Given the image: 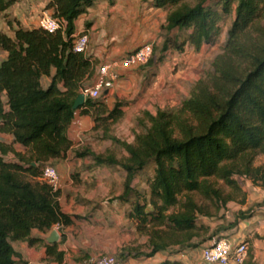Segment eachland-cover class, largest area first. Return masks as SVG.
I'll use <instances>...</instances> for the list:
<instances>
[{"label": "trees", "instance_id": "trees-1", "mask_svg": "<svg viewBox=\"0 0 264 264\" xmlns=\"http://www.w3.org/2000/svg\"><path fill=\"white\" fill-rule=\"evenodd\" d=\"M17 1L0 0V18ZM96 1L52 0L48 9L65 24L53 34L40 27L26 29L18 22L13 28L11 21L7 23L14 36L0 31V50L8 54L0 64V135L14 138L10 144L0 141V264H19L13 243L35 244L34 230L49 233L56 226L73 224V217L62 211L60 189L55 191L40 178L49 163L73 149L69 130L77 111L93 119L94 130L106 126L104 137L127 154L120 160L111 153L76 152L77 157H91L97 167H120L126 173L124 191L112 202L130 205L128 218L148 241L146 250L126 247L118 257L120 264L151 258L178 245L196 247L194 239L210 229L199 226L198 218L211 214L192 194H200L218 210L233 200L212 179L237 192L242 188L236 176L264 188V166L253 165L257 155L264 156V0H200L195 6L181 5L182 0H143L168 10L162 27L168 33L190 31L178 51L186 44L196 51L214 46L224 18L234 10L235 20L222 52L189 96L179 107L158 109L156 114L144 111L132 143L109 134L110 126L124 117L122 102L109 109L87 99L74 110L81 89L91 84L97 69L91 57L73 50L75 23ZM170 44L171 40L165 41L164 53ZM153 63L152 56L147 65ZM53 70L52 83L45 89L41 80ZM14 145L26 152H18ZM10 154L16 162L5 159ZM151 164L155 175L149 181V195H141L134 182ZM248 217L240 213L223 229L232 230ZM48 253L54 255V248ZM62 258L59 253L57 259Z\"/></svg>", "mask_w": 264, "mask_h": 264}, {"label": "crops", "instance_id": "crops-1", "mask_svg": "<svg viewBox=\"0 0 264 264\" xmlns=\"http://www.w3.org/2000/svg\"><path fill=\"white\" fill-rule=\"evenodd\" d=\"M51 1L52 0H18L17 3L6 12L5 16L11 13L13 14L14 20H10L13 28H16V22L26 29L38 28V23L42 18L41 15L45 13L53 15V11L48 9V5ZM167 15L168 10L155 7L153 1L98 0L86 13L82 14L77 19L75 23L76 32L74 34V39L81 34H87L89 36L90 46L87 56L97 62V76L100 66L118 62L129 53H132L143 44H146L142 39L137 40L134 29L149 25L157 29L155 34H151L153 37H150V39L157 38L160 33L159 29H161L166 23ZM4 18H0V31L10 36H14L12 27ZM136 43L142 44L132 51L121 47L123 44ZM124 50L127 52L126 55L120 53ZM0 54L2 57L0 60L1 64L7 58L8 54L2 50H0ZM180 56H184V53L180 54ZM135 70L123 72L119 69L121 72V78L116 83L114 89L111 90L110 94L124 97L128 94L127 92L131 90L130 87L134 88V92H137L138 87L135 80L138 78V74L134 72ZM54 75L55 70H53V72L51 71L50 76L42 78L41 83L45 89L50 87ZM95 78L91 84L94 82ZM157 79L158 81L148 89L144 100L141 99L135 103V113L137 115H139L140 111H149L156 114L158 109L166 108L159 98L162 96L161 92L163 90L162 86H160V84H162V77L160 76ZM188 95L189 92L184 93V96L187 97ZM148 100L152 103L148 102ZM155 105L157 106L156 109ZM128 110L129 107L123 108L124 113H127ZM77 121H81L82 123L90 121L92 129H94L95 126V123L90 116L82 115L81 111H77L75 120L69 130V137L72 141V134H76L78 131L80 133V131L83 130L82 127L80 129L74 127ZM13 139V136L10 135H0V141L8 144H10ZM14 146L18 152H26L25 147L21 145ZM71 151L72 150L68 152L65 158L52 161V163L57 165L56 168L60 176L61 196L59 200L62 211L73 217V224L69 227H59L61 230H58L57 232L60 238L59 241L54 244L50 243L48 240L50 234H52L58 226L49 233H42L34 230L33 234H31V238L36 240V242L33 245L29 242L13 243L16 252L20 256L16 259L19 264H84L85 261L89 260L92 256L96 257L97 254L99 255V253L95 254L98 250L116 252L118 247L120 249L126 247V244L122 243L120 233H118L116 227L112 228L110 231L106 225L108 224V221L112 222L111 220L115 219V215L111 214L113 213V210L117 209V213H122L126 222L130 224L129 229L132 234L139 235L136 231L135 224L128 218L130 205L122 202H112L113 199L122 195L124 191V183L122 191L113 197L105 198L106 200L104 199L101 207L94 208L79 204L81 199L92 200L93 197L81 196L82 193L74 187L75 182L72 180H66L65 178L64 169L66 168V165L64 166L62 161L66 163L69 160L67 158L71 154ZM80 159L83 160V158ZM96 167L97 166L94 164L91 169H99V167ZM76 183L80 184L79 181H76ZM90 184L91 185H87V188H99L102 187L105 182L101 183L98 181ZM251 187H253V185H251ZM241 188L244 190V193H247V187L243 188V186H241ZM249 192L247 193V198L244 203H234V205L237 206L235 210L238 212L234 218L231 217L230 214H227V216L224 217L225 219H219V217H222V214L219 217L199 216L198 225H204L210 229L206 236L202 235L200 238L194 239L193 244L197 245L196 247H181L178 245L167 251L160 252L154 257L129 259L124 264H160L166 260L180 261L183 264H209L204 261L202 251L205 247L212 245L221 238H228L234 245L248 242L250 246L248 252L249 255L244 264H264V188L259 187L257 190L252 189V191ZM87 204L91 205L89 201ZM240 213H246L249 217L241 220L236 228L232 230H224L223 228L232 223ZM76 216L80 218L77 219ZM78 227L80 228V232L75 231V228ZM219 229H221V231L218 232ZM213 234L215 236L212 240L205 241V239H208ZM110 235H115L116 240L113 241L110 238ZM147 241L144 242L143 245L137 246H144ZM50 247L54 248V255L48 253ZM143 250H146V247ZM59 253L63 254L61 260L57 259Z\"/></svg>", "mask_w": 264, "mask_h": 264}, {"label": "rangeland", "instance_id": "rangeland-1", "mask_svg": "<svg viewBox=\"0 0 264 264\" xmlns=\"http://www.w3.org/2000/svg\"><path fill=\"white\" fill-rule=\"evenodd\" d=\"M198 2H200V0H182L181 5L195 6ZM41 17H43V15H41ZM4 19H6L7 21H13V14L11 13L7 15ZM234 20L235 10L231 15L224 18L221 24L222 33L216 44L214 46H204L200 51H196L194 47L190 46L189 44H186L182 51L177 50L176 47L184 44L185 40L190 34V31L178 32L177 30H175L172 33H168L166 30L161 28L159 29L160 33L158 34L157 38L150 39V37H153L151 36V34L156 33V28L145 25L143 27L134 29V31L136 32L135 35L137 40L142 39V41H145L146 43H154V63L152 65L138 68L134 71L136 74H138V78H136L135 80L138 87L137 92H134V88L130 87L131 90L127 92L128 94L124 97H118L117 95L110 94L109 97L102 96L94 101L97 105H108L109 109H112L116 105V103L119 102H122L125 108L129 107V110L127 111V113H125V117H123L115 125L110 126L109 134L130 143L134 141V132L139 130L137 119L144 112L140 111L139 115H137L135 113V103L141 99L144 100L145 94L148 92V89L158 81L157 78H159L160 76L162 77V84H160V86H162L163 89L161 92L162 96L159 97L161 102L164 103L166 108L179 107L182 100L186 97L184 96V93L189 92L190 94V91L192 90L194 84L206 75V73L210 70L211 64L214 61L215 57L222 52L227 41L228 31L231 28ZM166 40H171V44L169 51L164 53L162 49ZM141 44L142 43L123 44L121 45V47L127 48V50L132 51ZM120 53L122 55L127 54L126 50L121 51ZM183 53L184 56H180V54ZM1 59L2 57L0 54V60ZM148 102L152 103L150 100H148ZM156 108L157 106L155 105V109ZM90 123V121L87 123L77 121L75 123V128L80 129L82 127L83 130L80 131V133L78 131L76 134H72L74 141L73 149L71 151V154L67 158L69 160L66 163L62 161V164H64V166L66 165V168L64 169L66 180H72L75 182L74 187L76 190L82 193L81 196L93 197L92 200L81 199L79 204L95 208L101 207L105 198L107 199L108 197H113L122 191L123 183L126 179V173L120 167H99V169H91L92 165H94L92 158L86 157L82 160L80 159V157L76 156V152L82 153L89 149L97 154H114L120 160L126 157V153L121 147L113 144L110 140L104 137L106 136V126H102L100 129L94 130L90 126ZM5 159L10 162L17 161L13 154L6 156ZM49 165L57 167V165L54 163H49L47 166ZM253 165L254 167L264 166V156L257 155L254 158ZM154 175L155 165L153 164H151L144 171L140 172L137 175L134 186L138 189L141 195H149V181L154 177ZM236 179L240 182V185L243 186V188L247 187V193L249 191H252V189L257 190V188H259L258 186L254 185V183L248 178H241L239 176H236ZM76 181H79L80 184H77ZM98 181L101 183L105 182V184H103L102 187L99 188H87V185H91L90 183H96ZM211 182L217 189L222 192L225 197H233V200L225 208H221L220 210H218L213 203H211L209 200H205L198 193L192 194L193 199L200 206L204 207L208 213L211 214L210 217H219L222 214V217H219V219H225L224 217L227 216V214H230V216L234 218V216L238 213L237 210H235L237 206L234 205V203H244L247 198V193H244L243 189L241 190V192L234 191L224 181H217L215 179H212ZM251 185H253V187H251ZM60 187L61 181L59 182V189ZM86 201H89L91 205L87 204ZM175 210L177 211L178 209L176 208L171 211L173 212ZM112 212L113 213L111 215L114 214L115 219H112V222L108 221V224L106 225L108 226V229L110 231L112 228L116 227L118 233H120L122 243L126 244V247H136L137 245H143L144 242L147 241L148 238L146 236L132 234L131 230L129 229L130 224L126 222L122 213H117L118 209L113 210ZM58 230L61 229L59 227H56L55 231ZM79 230V227L75 228V231L80 232ZM110 238L113 241L116 240L115 235H110ZM126 247H122L121 249L118 247L116 252H108L107 250L105 252L102 250H98L95 254L99 253V255L97 254L98 256H92L91 258H98L103 255H114L119 257V255L124 251Z\"/></svg>", "mask_w": 264, "mask_h": 264}, {"label": "built area", "instance_id": "built-area-1", "mask_svg": "<svg viewBox=\"0 0 264 264\" xmlns=\"http://www.w3.org/2000/svg\"><path fill=\"white\" fill-rule=\"evenodd\" d=\"M39 27L48 32L56 33L64 27V23L50 14H43L38 23ZM90 46V38L87 34H81L74 39L73 50L76 53L87 54ZM154 53V43H146L129 53L118 62L100 66L94 82L81 89L86 99L96 100L102 97L105 90L114 89L121 78V72L135 70L146 66ZM41 181L52 185L55 191L59 190L60 176L55 166H46L43 169ZM249 246L246 242L234 245L228 238H221L212 245L203 249L202 255L209 264H244L248 257ZM84 264H120V260L114 255H103L91 258Z\"/></svg>", "mask_w": 264, "mask_h": 264}, {"label": "water", "instance_id": "water-1", "mask_svg": "<svg viewBox=\"0 0 264 264\" xmlns=\"http://www.w3.org/2000/svg\"><path fill=\"white\" fill-rule=\"evenodd\" d=\"M110 92H111V89L105 90L102 96L108 97ZM86 101H87V99H86L85 95L80 94V96L75 101L74 110L77 111L81 106H83L86 103ZM33 165H36V164L33 163ZM59 238H60V236H59L58 232L53 231L52 234H50L48 241L50 243L54 244V243H57L59 241Z\"/></svg>", "mask_w": 264, "mask_h": 264}]
</instances>
